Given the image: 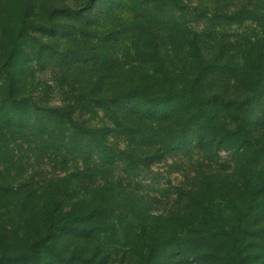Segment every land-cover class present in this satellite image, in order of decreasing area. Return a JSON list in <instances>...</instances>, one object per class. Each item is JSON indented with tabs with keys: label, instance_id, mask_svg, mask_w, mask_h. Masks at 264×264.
Here are the masks:
<instances>
[{
	"label": "rangeland",
	"instance_id": "obj_1",
	"mask_svg": "<svg viewBox=\"0 0 264 264\" xmlns=\"http://www.w3.org/2000/svg\"><path fill=\"white\" fill-rule=\"evenodd\" d=\"M254 3L256 20H243L244 14L254 9ZM67 7L77 11L80 20L59 14ZM53 9L56 14H51ZM27 25L43 27L24 33L25 54L20 64L27 83L22 93L26 102H37L36 119L63 107L82 118L77 120L108 124L104 112L81 109L86 98L100 90L110 94L140 80L144 86L150 80L157 83L156 77L164 82L159 81L163 88L192 91L199 96L220 93L226 105L235 98L243 103L253 89L264 88V78L256 83L247 64L251 58L255 62L264 59V2L257 5V0H0V66L10 51L12 38ZM221 43L225 45L224 63L237 67V73L203 83L199 68L214 62ZM233 47L236 50L232 51ZM100 55L104 57L102 62ZM73 56L77 57L74 62ZM2 83L0 73V104L5 88ZM149 86L154 91L162 88ZM263 111L255 119V130L260 123L262 134ZM232 115V111H224L222 120L230 124ZM30 132L25 127L6 130L0 125V264H17V256L25 252L32 238L38 233L43 235L49 199H54L61 211L70 209L85 199V188L106 187L115 218H126L132 209V200L122 192L133 200L137 197V202L155 217L149 226L163 231L169 230L171 219L181 216L178 210L182 200L188 199L191 192L213 208H225L239 195L241 173L224 151L217 150L213 161L202 160L196 151L186 156L167 153L160 162L140 165L131 174L123 161L110 167L92 165L93 178L80 159L44 150ZM109 141L117 151L127 150L126 138L112 137ZM133 150L141 157L153 155L146 149ZM224 162L230 164L220 169ZM117 183L122 187L113 192ZM260 235L254 240L258 257L255 264H264V232ZM131 243L118 237L109 245H101L108 250L99 258L114 264H135ZM82 244L60 233L53 252L65 259L77 248L82 249ZM50 255L42 252L41 261L49 264L53 260Z\"/></svg>",
	"mask_w": 264,
	"mask_h": 264
},
{
	"label": "trees",
	"instance_id": "obj_2",
	"mask_svg": "<svg viewBox=\"0 0 264 264\" xmlns=\"http://www.w3.org/2000/svg\"><path fill=\"white\" fill-rule=\"evenodd\" d=\"M263 2L257 0V5ZM255 9L254 3V9L247 11L243 20L255 21ZM55 11L51 10V14H56ZM58 12L67 19H77V11L68 7ZM31 28L43 29L35 25L22 27L12 38L10 51L0 66L5 85L0 104L2 129L29 128L30 136L43 145L44 150L63 152L62 157L66 155L72 160L80 159L93 178L92 165L110 167L123 161L131 174L130 171L140 165L160 162L167 153L186 156L196 151L203 155L200 154L202 160L213 161L218 156L217 150L228 154L241 177L238 198L228 201L225 208L220 205L213 208L214 205L191 192L188 199L182 200L183 206L178 210L181 216L171 219L173 224L167 231L149 226L156 221L155 217L145 205L137 202V197L133 200L125 192L122 194L132 200V209L127 211L126 218L113 216L111 195L106 187L85 188V199L63 211L55 207L54 199H49L45 232L32 238L25 252L17 256L16 263L47 264L41 261V253L48 251L53 258L49 264H114L105 257L99 258L108 250L101 245H109L120 237L131 240L130 253L135 264H255L258 257H255L254 240L264 232V134L260 123H256L255 130V119L264 108V88L253 89L243 103L235 98L226 105L220 93L199 96L192 91L163 88L162 79L156 77L157 83L150 80L144 86V81L140 80L125 89L110 94L100 90L86 98V106L81 105V109L89 113L104 112L108 124L93 125L90 121L77 120L82 118L74 117L72 109L63 107L43 114V119H36L37 102H26L22 91L27 83L20 69L25 54L22 40L26 30ZM224 46V43L219 44L214 62L199 68L203 83L237 73V67L224 63ZM251 47L255 50V46ZM244 53L247 58L248 50ZM72 58L74 62L77 57ZM98 58L101 62L104 60L102 55ZM247 64L256 83L264 78L263 58L256 62L251 58ZM99 78L102 83V77ZM149 83L162 88L154 91ZM244 106L246 110H242ZM224 111L233 112L230 124L222 120ZM112 137L126 138L127 150L117 151L109 141ZM133 149L142 152L146 149L153 155L141 157ZM224 164L230 163H222L220 169L225 168ZM121 187L117 183L112 191ZM211 207L212 210H208ZM60 233L83 241V248H77L65 259L55 255L53 248ZM100 236L104 237L103 241Z\"/></svg>",
	"mask_w": 264,
	"mask_h": 264
}]
</instances>
